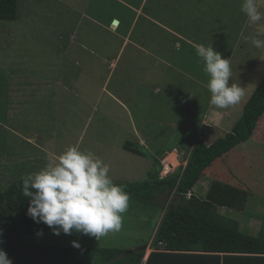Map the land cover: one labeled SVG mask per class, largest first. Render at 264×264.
I'll return each instance as SVG.
<instances>
[{
  "label": "rangeland",
  "instance_id": "obj_1",
  "mask_svg": "<svg viewBox=\"0 0 264 264\" xmlns=\"http://www.w3.org/2000/svg\"><path fill=\"white\" fill-rule=\"evenodd\" d=\"M139 1L18 0L17 20L0 22V191L39 171L70 146L100 157L114 183L144 182L157 169L153 157L158 151H189L196 139L209 145L241 119L264 77V50L240 34L264 39V21L248 23L241 0H205L207 9L199 7L195 16L169 4L159 15L165 25L186 34L188 43L141 17L132 30V43L121 49L119 34L127 32L135 16L131 9ZM151 5H145V12ZM259 10L264 12V0ZM113 18L122 23L117 34L116 27H109ZM201 44L212 45L231 60L230 84L245 88L238 104L210 108L209 77L196 55ZM105 59L117 60L111 72L105 69ZM223 112L227 115L220 124L205 119ZM124 145L132 150L146 146L141 148L144 155L139 158ZM214 181L248 194L241 211L217 206V214L238 221L242 232L257 237L264 229V116L252 138L215 161L192 193L205 199ZM129 196L118 232L97 240L75 231L55 235L51 229L23 236L19 248L40 240L43 245L76 243L73 256L82 264L84 248L141 251L138 247L152 241L170 197L158 193L155 200L142 201ZM88 255L84 258L90 259Z\"/></svg>",
  "mask_w": 264,
  "mask_h": 264
},
{
  "label": "trees",
  "instance_id": "obj_2",
  "mask_svg": "<svg viewBox=\"0 0 264 264\" xmlns=\"http://www.w3.org/2000/svg\"><path fill=\"white\" fill-rule=\"evenodd\" d=\"M18 18V0H0V22ZM264 116V77L243 107L242 117L223 137L207 145L196 139L188 162L183 169L164 180H158L163 152L153 157L157 166L144 182H120L125 191L142 201H152L158 193L170 197L155 229L145 264H264V229L257 237L241 230L238 221L217 214V206L241 211L248 194L214 181L205 199L192 193L204 172L237 145L252 138L259 120ZM124 149L142 156L140 150ZM160 152V153H159ZM22 179L13 181L0 191V248L14 260L21 238L44 233L50 228L35 222L28 215L29 198L22 195ZM191 197L188 198V193ZM78 249L69 250L71 260ZM83 264H143L145 251H126L119 248L82 249ZM191 252H201L192 254ZM89 254V255H88ZM220 254H223L220 256ZM85 255L91 257L84 258ZM82 264L80 259V263Z\"/></svg>",
  "mask_w": 264,
  "mask_h": 264
},
{
  "label": "clouds",
  "instance_id": "obj_3",
  "mask_svg": "<svg viewBox=\"0 0 264 264\" xmlns=\"http://www.w3.org/2000/svg\"><path fill=\"white\" fill-rule=\"evenodd\" d=\"M260 3L261 0H243L241 11L248 23L259 25L264 21ZM240 36L254 48L264 50V39L244 36L243 32ZM196 55L203 61V71L209 77L206 86L211 93L210 108L228 109L238 104L245 88L238 83L230 84L231 60L222 58L212 45H197ZM173 149L179 148L165 152ZM109 173V165L93 152L82 151L78 146L68 147L63 153L51 156L39 171L21 178L22 195L29 198L28 215L35 222L47 225L55 235L61 232L70 235L75 231L99 240L110 232L120 231L130 196L124 186L113 182ZM187 197H191V192ZM74 246L79 247L75 243ZM0 264H12L2 248Z\"/></svg>",
  "mask_w": 264,
  "mask_h": 264
},
{
  "label": "crops",
  "instance_id": "obj_4",
  "mask_svg": "<svg viewBox=\"0 0 264 264\" xmlns=\"http://www.w3.org/2000/svg\"><path fill=\"white\" fill-rule=\"evenodd\" d=\"M241 1H243V0H241ZM148 2H151L152 5L148 6V12H145V5H147ZM138 4H139L138 7L131 9L134 12L135 16H134L133 22L130 25H128L129 27L127 29V32L123 35L119 34V36L121 35V38L123 41L121 49L126 44L128 45L129 43H132V41H130V37L133 36L132 30L134 28L136 20L140 19L141 17L144 18L145 20L152 22L151 24L157 26L159 29H163L165 32L167 31L168 34L174 35V39L176 41L188 43V41H190V40L188 38H186L187 36H184L186 34H184L180 29H177V28L175 29L174 27L170 28V26L165 25V17L159 15L160 11L165 9V8H168L169 4H171L173 6V8H176L177 10H179V9L182 10V8H184V11L185 10L188 11L190 16L191 15L195 16L196 10L199 7H203L205 9H207V4L205 3V0H175L174 4L169 2V0H154V1L153 0H140L138 3H136V5H138ZM196 17H198V16H196ZM183 18L185 19L184 21L189 20V19L186 20V15H184ZM114 21H117V26L110 23L109 27L111 30H112V26L116 27L117 30H116L115 34H117L122 23H121V21L113 18L112 22H114ZM175 25H177V24H175ZM111 33H113V31H111ZM139 36H140V38L143 39L142 33ZM140 43H142V42H139L138 44H140ZM80 45H83V43L81 42ZM136 47L139 48V46H136ZM139 50L145 51L147 49L144 50V48H139ZM119 55L120 54H118V56ZM98 59L101 60L102 57H98ZM107 61H108L107 59L104 60V62H105L104 64H107V65H105V69L107 70V68L109 67L110 72H111L112 69L116 68V65H117L116 61L117 60L112 59L110 61V63H109V61L108 62ZM226 115L227 114L225 112L216 113V114H213L212 116H210L211 118H208V116H207L205 119L206 120L212 119V120H214V122L217 120L218 122L216 121L215 124H217V123L220 124L219 120L223 119ZM191 124H193V122ZM222 124H223V122H222ZM199 126H200V124H199ZM190 127H191V125H190ZM219 127H220V125H219ZM219 127H217V128H219ZM201 128H202V126L199 127L200 130H201ZM139 146L140 147L137 150H140L142 153H144L141 148L145 149L146 146L145 147H143V145H139ZM122 147H123V145H122ZM165 151L166 150H164V152ZM156 152H157V150H156ZM128 154H130V153H128ZM133 155H135V154H133ZM136 156H139V155H136ZM139 158H140V156H139ZM49 230H51V228ZM40 234H42V233H40ZM47 234H49V233H47ZM33 235H37V234H33ZM33 235H30V236H33ZM39 239H41V238H38L37 241ZM40 241H39L38 245H37V242H28V244H24V245H23V243H21V248H19L17 250L16 256L14 257L12 264H77V262H75V261L73 262L71 260V254H73L74 252L71 254L68 253L69 250H76L74 243L72 245H63L58 241L56 244L48 242V243H46V245H43ZM144 246L146 247V251H145V255L143 258V262H142L143 264H145V261L147 260L149 254L152 252V250L150 249L151 242L146 244V245H143L141 247H138V248L141 249ZM191 253L192 254H197V253L200 254L201 252H191ZM222 255L223 254H220V256H222Z\"/></svg>",
  "mask_w": 264,
  "mask_h": 264
},
{
  "label": "built area",
  "instance_id": "obj_5",
  "mask_svg": "<svg viewBox=\"0 0 264 264\" xmlns=\"http://www.w3.org/2000/svg\"><path fill=\"white\" fill-rule=\"evenodd\" d=\"M189 156L190 151L185 152L179 149H173L172 151L163 153L160 159V165L158 167V180L169 178L175 174L178 169L185 168Z\"/></svg>",
  "mask_w": 264,
  "mask_h": 264
},
{
  "label": "water",
  "instance_id": "obj_6",
  "mask_svg": "<svg viewBox=\"0 0 264 264\" xmlns=\"http://www.w3.org/2000/svg\"><path fill=\"white\" fill-rule=\"evenodd\" d=\"M114 25H117V21H114ZM140 250L144 251V250H146V247L144 246Z\"/></svg>",
  "mask_w": 264,
  "mask_h": 264
}]
</instances>
